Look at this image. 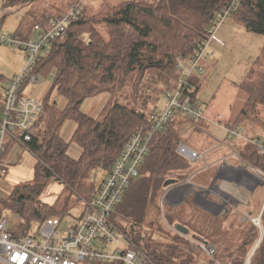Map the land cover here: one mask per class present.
I'll return each mask as SVG.
<instances>
[{
  "label": "trees",
  "instance_id": "obj_1",
  "mask_svg": "<svg viewBox=\"0 0 264 264\" xmlns=\"http://www.w3.org/2000/svg\"><path fill=\"white\" fill-rule=\"evenodd\" d=\"M42 1L45 0H5L4 10L25 8ZM227 1L125 0L117 5H104L95 12L85 8L79 19L71 23L67 35L56 40L50 55L36 66L35 73L41 79L53 78V85L42 100L35 135L26 145L36 159L34 179L16 186L8 199L0 200V219L5 208L21 216L27 226L52 217L63 219L70 208L69 198L58 210L40 200L53 179L67 184L84 202L91 201L97 190L92 183V173L108 172L131 137L148 127L149 116L160 98L178 86L175 58L178 55L190 57L207 39L212 14ZM67 3L68 0H64L60 4L64 9L53 7L55 12L43 14L44 20L66 13ZM232 17L245 30L264 37V0H242ZM38 22H34L32 28ZM261 57L256 64L262 69H254L239 86L247 95L244 108L235 120L221 121L226 129H242L253 139L261 137L254 129L264 131V50ZM192 85L186 95L198 105V89L194 83ZM26 88L27 85L21 94ZM54 94L63 100L62 107L53 100ZM112 94L113 100L104 108L102 118L95 119L82 111L87 99ZM2 107L0 98V111ZM67 123L76 125L70 141L62 137ZM185 124L188 126L189 122L175 115L163 132L154 135L140 176L132 182L112 218L114 225L154 264H176L170 263L161 252L148 248L143 224L150 205H157L160 215L156 200L166 181L180 182L195 172L193 168L197 165L177 151L185 144L180 136ZM72 145L81 151L78 158L69 153ZM6 149L9 151V144ZM235 149L245 161L264 172V156H260L253 145L243 142ZM176 224L188 228L191 222L182 220ZM262 224L264 229V214ZM247 227L230 263L246 264L250 257L249 264H264V235L253 250L260 233L251 225ZM195 235L196 241H207L204 236ZM179 236L185 238L177 233ZM225 251L219 250V253L224 255ZM179 264L197 263L186 257Z\"/></svg>",
  "mask_w": 264,
  "mask_h": 264
},
{
  "label": "built area",
  "instance_id": "obj_2",
  "mask_svg": "<svg viewBox=\"0 0 264 264\" xmlns=\"http://www.w3.org/2000/svg\"><path fill=\"white\" fill-rule=\"evenodd\" d=\"M85 0H75L67 12L38 22L33 27L34 37L23 40L19 36L0 33V45L16 47L23 51L25 67L3 91V107L0 111V183L9 174L1 160L6 154L9 142L26 148L35 135V126L42 113V101L29 97L23 87L33 88L41 83L35 73L36 66L46 59L53 43L64 38L74 21L83 10ZM242 0H228L212 14L205 39L190 57L178 55L175 70L179 75L178 86L165 93L168 105L164 110L154 109L149 116L148 127L135 133L126 144L122 154L99 184L84 210L75 217V223L63 233L62 219L52 217L44 220L36 231L18 229L9 231V219H0V264H154L151 258L133 244L113 223L112 218L122 203L131 184L140 176V169L149 153L154 135L163 132L175 114L193 121H205L218 125L234 138L253 145L260 156H264V137L253 139L243 134L242 129L228 130L219 116L211 121L206 110L195 104L186 92H191L195 75L206 74L205 62L212 56L211 44L219 43L217 34L222 24L233 16ZM220 146L226 142H219ZM215 161H209L203 152L185 144L178 147V153L200 168L186 180L164 187L160 195V214L165 218L166 207L183 206L188 197H200L208 210L219 217L230 209L238 213L241 223L251 225L260 233L257 248L264 235L262 217L264 214V172L245 161L236 149ZM27 149V148H26ZM203 174L209 187L200 186L193 179ZM218 201H213L210 196ZM198 246L214 259L217 248L208 243L196 241ZM250 259V257H249ZM249 259L246 264H249ZM231 264V263H230Z\"/></svg>",
  "mask_w": 264,
  "mask_h": 264
},
{
  "label": "rangeland",
  "instance_id": "obj_3",
  "mask_svg": "<svg viewBox=\"0 0 264 264\" xmlns=\"http://www.w3.org/2000/svg\"><path fill=\"white\" fill-rule=\"evenodd\" d=\"M72 1L74 2L71 5L75 3V0ZM122 1L125 0H85L82 6L88 9L89 12H95L104 5H117ZM63 2L64 0H45L36 3L30 8L32 10L31 17L29 18L24 11L15 12L12 15L6 14V17L5 13H3L4 1L0 0V29L2 35L10 37L16 36V33L20 34L21 29L26 24L32 27L34 22L42 21L40 19L42 17L35 16L36 14L53 13L55 10L53 9L52 11V8H60V4ZM68 8L66 7L64 12ZM32 21L34 22L32 23ZM233 21L238 25L234 27ZM223 31H226L225 37L222 36ZM217 37L220 42H213L211 44L210 50L213 54L204 64L206 74L204 76L195 75L193 81H195V87L198 89L196 96L198 106L206 110V115L211 121H216L220 116L222 122L225 123L227 120H235L244 108L247 95L239 88L240 84L246 80L247 76L254 69H262V67H257L258 63L256 64V62L261 56L263 58L264 37L245 30L234 17L227 19L222 24ZM22 62H24L23 68L17 75L25 67L23 51L13 46L0 45V70L4 71L3 73L0 71L2 77L0 91L17 76L15 75L12 79L9 77L15 72L17 65H20ZM52 85L53 78L42 79L40 85L29 88L26 93L29 97L42 101L50 91ZM3 96V92H0L1 99H3ZM112 97L113 94L87 99L82 104L81 109L93 118L100 119L103 117L102 112L104 108L113 100ZM54 99L59 103L63 101L56 94L53 95ZM167 105L168 100L164 95L157 103V109L164 110ZM175 115L178 114L176 113ZM179 117L189 122L188 126L187 124L182 126V128L185 127L183 133L180 135L182 141L188 147L205 153L208 159L209 153H206L207 150L214 143L217 145L212 140V137L226 142V144L221 146L223 148L218 151L221 155L229 154L231 152L230 147L238 149V145L243 144L242 139L228 135L218 125L205 121H193L185 118L183 115H179ZM199 126H202L208 132ZM75 127L76 125L74 123H68L64 128L62 135L66 141L71 140ZM254 131L257 133L256 135L261 136L258 138L264 137L262 136L264 135L263 130L254 129ZM243 134L246 135L247 132L243 131ZM76 149L72 145L70 150L72 156L77 155L78 150ZM10 153L13 156L14 162L12 163L13 166H11L10 174L6 179L7 182L5 184L0 183V200L8 199L16 186L25 185L34 179L36 160L32 154L25 147L16 143L10 148ZM195 165L197 166L193 168L194 171L200 168L199 163ZM91 176L92 183L98 187L107 176V171L97 170ZM193 182L200 183L206 187L209 186L203 174L197 175L193 179ZM68 198L70 200V208L67 211V215L62 219L60 227L61 233L73 225L76 220L75 217L83 212L84 201L73 192L71 187L55 179L49 182L47 189L40 197L41 202L57 210L62 207V204ZM158 199L160 200V197ZM158 199L156 200L157 203H159ZM210 199L218 201L212 195ZM193 204H195L194 199L188 197L183 206L177 208L167 206L165 218H163L162 214L159 215L157 205L156 207L150 205L147 208L143 224V231L147 234L148 248L151 251L157 250L161 252L162 256L170 263L179 264L180 260L190 257L197 264H230L231 255L241 245L243 236L248 228L247 225L239 222L238 213L232 209L225 215L224 220H220L209 214L208 211L206 212L203 207L200 208L198 205L197 207H193ZM200 213L207 217L209 221H203L200 216L195 217L197 214L200 215ZM2 215L7 216L9 219L10 232L15 233L18 232V229L27 228L26 221L13 210L5 208ZM173 220H175V224L182 220L184 222H191V225L187 228L190 232L189 235L185 236V238L177 237L178 232L174 227L170 226L175 225L172 224ZM41 223L40 221L32 222L30 224L31 231H36ZM195 234L204 236L209 243L217 248L218 251L214 259L198 246L196 240L192 239L193 236H196ZM219 250H226L225 254H220Z\"/></svg>",
  "mask_w": 264,
  "mask_h": 264
},
{
  "label": "crops",
  "instance_id": "obj_4",
  "mask_svg": "<svg viewBox=\"0 0 264 264\" xmlns=\"http://www.w3.org/2000/svg\"><path fill=\"white\" fill-rule=\"evenodd\" d=\"M4 1V5H5V0H3ZM70 0H68V3L66 4L67 6L66 7H68V5H70L72 2H74V1H72L71 0V2H69ZM34 6V5H33ZM33 6H28V7H25V8H13V9H7V10H4V7H3V13H5V15L6 14H8V15H12V14H15V12H19V11H24V13H26L28 16H29V14H31V10L32 9H30V8H32ZM61 9H64L65 7H63V5L60 7ZM6 11H8L7 13H6ZM35 16H40V17H42V18H40V19H42V20H44L45 19V17H44V15L43 14H40V15H35ZM6 17H7V15H6ZM5 17V18H6ZM1 19V18H0ZM45 21V20H44ZM232 24V23H231ZM235 25H238V24H236L234 21H233V26L235 27ZM0 33H1V29H0ZM19 34V33H18ZM17 33H16V36H19V37H23V38H32V37H34V33H33V28L32 27H30L29 26V24L28 25H26L23 29H22V31H20V34L18 35ZM222 36H226V31H223V33H222ZM11 59V58H10ZM23 64H24V62H22L20 65H17V68H16V70H15V72L13 73V74H11L9 77H11L10 79H12L15 75H17V73L23 68ZM206 68V67H205ZM2 73L4 72V71H2V70H0ZM9 79V80H10ZM8 80V81H9ZM192 82L195 84V81H193L192 80ZM5 86V85H4ZM4 88L5 87H3L2 88V92L4 91ZM29 89V88H28ZM28 89H26V91L28 90ZM28 95V94H27ZM2 100V99H1ZM58 102V101H57ZM58 104L62 107L63 105H64V103H63V101L61 102V103H59L58 102ZM68 124V123H67ZM67 124H66V126H67ZM65 126V127H66ZM64 127V128H65ZM219 127V126H218ZM221 130H224V129H222L221 127H219ZM75 130H76V127H75ZM75 130H74V132H75ZM64 131V130H63ZM63 133V132H62ZM225 133H226V131H225ZM74 134V133H73ZM73 136V135H72ZM62 137H63V135H62ZM64 139V138H63ZM72 139V138H71ZM65 140V139H64ZM212 140L214 141V142H216L217 143V145L214 143L213 144V146L211 147V148H209L208 150H207V152L206 153H209V161H215V160H217L218 158H220V157H222L223 155H221V154H219L218 153V151H219V149H221V148H223V147H221L220 146V144H219V142H223L222 140H220V139H217V138H215V137H212ZM9 145H10V148L12 147V146H14V144L15 143H13V142H9L8 143ZM74 147V149H76V150H78V152H77V155H71V152L69 151V153H70V155H71V157H73V158H78L79 156H80V149L78 148V147H76V146H73ZM70 150H71V148H70ZM225 155H227V154H225ZM32 156H33V154H32ZM34 157V156H33ZM35 158V157H34ZM36 160V159H35ZM14 161H13V156L11 155V153H10V149H9V151H7L6 152V154L4 155V157H3V159L1 160V163L3 164V166L5 167V168H7V170L9 171V174H10V170H11V166H13V163ZM35 165H36V163H35ZM8 174V175H9ZM107 174H108V172H107ZM8 177V176H7ZM7 177H6V179H7ZM6 179H5V181L4 182H2V184H5L7 181H6ZM104 180V179H103ZM198 185H200V186H203L202 184H200V183H197ZM8 187V186H7ZM204 187H206V186H204ZM209 186H207L206 188H208ZM162 193V192H161ZM189 197H191V198H193L194 199V203L195 204H193L194 206L193 207H197V205L198 206H200V208L201 207H203L205 210H206V212L208 211L209 212V214H211L212 216H215V217H217V218H219L220 220H224V217L225 216H223V217H219V216H217V215H214L213 213H211L209 210H208V207H207V205H206V203L204 202V201H202L201 200V198L200 197H197V196H195V195H191V196H189ZM80 214V213H79ZM201 217L202 219H203V221H209V219L207 218V217H205L204 215H202L201 213H200V215H196L195 217ZM238 219H239V216H238ZM239 221H240V219H239ZM207 243H209L208 241H206ZM211 244V243H210Z\"/></svg>",
  "mask_w": 264,
  "mask_h": 264
},
{
  "label": "water",
  "instance_id": "obj_5",
  "mask_svg": "<svg viewBox=\"0 0 264 264\" xmlns=\"http://www.w3.org/2000/svg\"><path fill=\"white\" fill-rule=\"evenodd\" d=\"M177 181L176 180H174V179H170V180H167L166 181V183L164 184V187L166 188V187H169V186H171V185H174L175 183H176ZM174 229L178 232V233H180V234H182V235H184V236H188L189 235V229H187V227H185V226H183V225H180V224H176L175 226H174ZM193 240H196V236H193V238H192ZM205 244H208L207 242H204Z\"/></svg>",
  "mask_w": 264,
  "mask_h": 264
}]
</instances>
